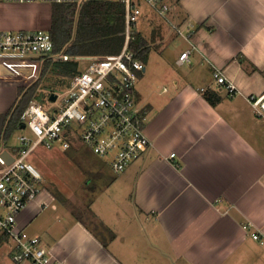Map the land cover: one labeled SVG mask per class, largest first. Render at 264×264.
<instances>
[{"label":"crops","instance_id":"obj_1","mask_svg":"<svg viewBox=\"0 0 264 264\" xmlns=\"http://www.w3.org/2000/svg\"><path fill=\"white\" fill-rule=\"evenodd\" d=\"M51 8L27 27L49 30ZM177 13L195 26L189 41L150 12L144 21L161 22L187 43L180 54L191 51L189 69L162 90L137 83L152 146L123 174L99 182L89 208L95 227L46 190L18 218L58 264H264V121L245 98L264 91V0H180ZM216 69L241 95L213 91ZM207 92L221 101L211 105ZM1 147L9 154L18 144ZM39 217L43 227L30 230Z\"/></svg>","mask_w":264,"mask_h":264},{"label":"built area","instance_id":"obj_2","mask_svg":"<svg viewBox=\"0 0 264 264\" xmlns=\"http://www.w3.org/2000/svg\"><path fill=\"white\" fill-rule=\"evenodd\" d=\"M0 1L81 5L88 0ZM116 1L125 8L126 43L120 54L90 57L86 69L71 77L67 88L49 92V107L34 99L24 113L22 130L28 133L18 137V147L9 153L12 162L8 163L0 152V247L5 242L13 243L11 253L15 264H58L41 238L22 230L18 221L20 214L42 193L43 178L28 162L38 146L58 145L64 151L85 147L116 176L123 174L152 146L146 133L148 110L140 104L136 92L139 74L145 72L146 64L129 49L130 31L143 16L142 5L186 41L191 39L195 26L176 19L180 0ZM53 52L49 30H0V86L18 88L36 82L47 59L65 62L83 59H73L67 54L54 56ZM190 55V50L182 52L176 65L188 64ZM212 79L213 91L224 92L229 98L241 95L222 70H214ZM52 94L57 96L54 102L50 100ZM245 98L264 121V91ZM253 238L260 239L255 234Z\"/></svg>","mask_w":264,"mask_h":264},{"label":"rangeland","instance_id":"obj_3","mask_svg":"<svg viewBox=\"0 0 264 264\" xmlns=\"http://www.w3.org/2000/svg\"><path fill=\"white\" fill-rule=\"evenodd\" d=\"M49 6H51V4L44 2H28L21 4L0 1V30L37 31L29 29L30 27H27L26 21L36 17L47 16V9ZM142 10L143 16L140 17L137 24L130 31V39L136 34H141L145 40L148 41L150 49L146 61L148 65L147 71L145 74H139L138 83L139 86L142 82H148L152 84L153 87L155 84L160 85V90H162L163 87L167 85L166 82H170V78L173 74L181 76L187 73L189 69L188 66L177 67L174 61L178 58L180 52L186 49L188 45L183 39L175 37L171 30L161 22L162 25L158 22L150 25L144 21L149 10L145 5H142ZM90 57L94 56L79 57L83 58L77 61L79 72L86 69ZM72 58L74 59L75 57ZM56 60L60 59L57 58ZM246 66H249L247 62ZM165 69L169 73L167 76L164 74ZM69 80L70 77H62L50 68L46 74H43L42 71L39 80L29 85H23L18 88L0 86V116L9 112L15 102L18 101L17 97L20 88L27 90L35 83L39 82V86L35 93V99L41 100L40 102L43 103L45 107H49V92L63 91L67 88ZM207 81L210 82V79L208 78ZM12 98L14 100L12 104L8 106L9 99ZM3 107H9V109L4 111L2 109ZM27 133V130L15 132L11 139L12 143L17 145L18 137ZM82 149L83 147H79L78 149L64 151L58 145L51 148L40 145L29 156L28 162L37 169L43 178L42 192L46 190L47 194L55 196L58 205L60 204L76 217L84 219L86 223L95 227L96 220L92 217L89 209L94 194L100 186L99 182H105L106 179L114 180V176L116 175H113L105 165H102L89 149ZM102 177L104 178L102 179ZM37 199L35 201H37ZM50 212L52 213L49 209L46 214ZM40 219L41 217L30 224L29 229L43 227V225H38ZM106 240L108 241L109 238H106ZM13 247L14 245L11 242H5L0 247V264H15L12 260V253L9 255ZM26 263L29 264L28 262Z\"/></svg>","mask_w":264,"mask_h":264},{"label":"trees","instance_id":"obj_4","mask_svg":"<svg viewBox=\"0 0 264 264\" xmlns=\"http://www.w3.org/2000/svg\"><path fill=\"white\" fill-rule=\"evenodd\" d=\"M50 35L54 42V56L67 54L71 57L114 56L120 54L126 43L125 8L116 0H88L81 5L74 3L52 4ZM129 49L138 59L146 63L150 49L148 41L136 34L129 41ZM240 61L244 63L243 59ZM62 77H73L78 70V62L47 59L43 74L49 69ZM39 82L31 88H20L18 98L4 115L0 116V143L11 140L14 133L24 126V113L35 99ZM205 98L216 106L221 97L215 92H207ZM41 101V100H39ZM1 151V147H0ZM58 197V194L56 193ZM106 229V228H105ZM111 239L114 236L111 235ZM104 246L107 243L103 240Z\"/></svg>","mask_w":264,"mask_h":264},{"label":"water","instance_id":"obj_5","mask_svg":"<svg viewBox=\"0 0 264 264\" xmlns=\"http://www.w3.org/2000/svg\"><path fill=\"white\" fill-rule=\"evenodd\" d=\"M56 99H57V96L55 95V94H52L51 96H50V100L52 101V102H54V101H56ZM22 129H24V126L22 127ZM2 157L4 158V159H6V161L8 162V163H10V162H12V158H11V156L8 154V153H3L2 154Z\"/></svg>","mask_w":264,"mask_h":264}]
</instances>
